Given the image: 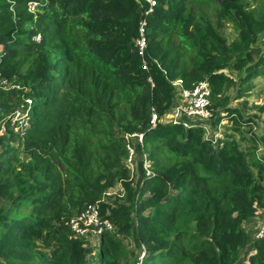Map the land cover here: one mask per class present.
<instances>
[{"label": "trees", "instance_id": "obj_1", "mask_svg": "<svg viewBox=\"0 0 264 264\" xmlns=\"http://www.w3.org/2000/svg\"><path fill=\"white\" fill-rule=\"evenodd\" d=\"M30 1L39 2L34 14ZM193 1L218 5L236 37L227 42L187 0H157L144 68L135 50L137 0H0V76L24 81L33 98L26 134H0V198L8 201L0 207V264H89L93 247L66 222L119 178L129 204L100 205L116 226L98 242L106 264H128L127 240L135 236L145 242L142 264H264V239L250 243L244 227L264 209L258 165L231 142L215 151L200 128L149 127L152 107L160 114L170 107V81L188 89L206 79L213 112L226 108L237 122L238 112L217 96L233 84L219 70L231 64L244 80L264 74V48L252 47L264 18L248 0ZM11 102L0 93V122ZM137 131L155 168L135 199L123 162L129 146L140 149L127 137Z\"/></svg>", "mask_w": 264, "mask_h": 264}, {"label": "rangeland", "instance_id": "obj_2", "mask_svg": "<svg viewBox=\"0 0 264 264\" xmlns=\"http://www.w3.org/2000/svg\"><path fill=\"white\" fill-rule=\"evenodd\" d=\"M210 4V6H202L199 5L198 2H194L193 0H187L188 7L192 8L196 12L203 13L204 16L208 18V20L211 22L214 32H217L220 35L224 36L227 42L232 41L237 35L233 24L230 20H228V18H225L223 16H220V18H218L217 14L219 6L213 2H210ZM248 6L253 9L256 17L264 18V0H248ZM233 12L234 10L232 11V13ZM257 46L261 50L264 48V26H261L259 28L258 36L252 47ZM261 50L259 54L262 53ZM21 56L22 53L19 52L14 62H16ZM255 57H257L256 54ZM231 66L232 65L230 64L226 68L220 69L219 71L225 73L230 80L232 79L231 82L233 84L230 88H226L221 92V94H218L217 96L222 95L228 102L227 107L235 109L238 112L236 113L237 122H234L230 118L226 117V108H215L212 118L209 121L204 122L201 127V139L203 141H209L210 145L215 151H217L226 142L233 143L235 146H237L238 150L242 151V153L246 155V161H249V163L254 162L256 163V165H258L255 168L253 167L252 170L256 175L257 171L260 169L261 174L258 178L260 179V183L264 185V74L258 75L249 80H244L243 77L245 74L243 72L242 74H239L240 71L238 69H233ZM9 85V81L7 79H0V93L6 94L8 101L10 102L14 101L15 98L20 100V93H9V89H5ZM23 85L30 90L29 86L25 84L24 81ZM182 92L183 90L178 85H172V100L169 108L179 105L182 102ZM138 140H140L139 135ZM131 141L134 142L135 140L132 139ZM148 144L149 143L145 144L144 142L143 149L141 148L140 150H136L135 152H132L134 149H132L131 147L132 151L129 152L132 155L125 158L123 162L129 169L128 179L126 181H129V183H131L132 189L136 191L133 195V198L135 199L137 198V190L140 186L139 183L145 177L151 176L155 168L154 160L147 157V150L145 149V146ZM146 157L147 160H145L144 163L140 161L141 158ZM20 158L21 160H28V157L25 155H20ZM142 168L145 173H143ZM122 189L123 186L121 184V179L119 178L115 181L112 187L107 189L111 192H109L110 194L107 195L105 202L110 203L109 205L111 206L114 205L115 201H117V203L128 205L129 203L121 198V194L123 193ZM169 192L175 193V190L171 189L169 190ZM145 196H147V194H145ZM1 206L7 207L8 201L3 202V200L0 198V207ZM148 211L149 209H147L145 213H148ZM106 213H108V209L106 210ZM132 215L134 217V212ZM252 217H254V223L245 228L249 232L253 228L255 230V226H260L264 221V209L260 210L258 214ZM183 219V215L179 216L175 221L176 226L180 225ZM66 224H68L74 231L76 230V232L83 231L80 226L83 227L84 222L79 220V214H75L74 216H72L66 222ZM153 227L156 228V226ZM99 239V237H94V235H89L85 239L89 241L90 246L93 247L92 253L88 254L86 257V260L89 264H106L103 259L97 254ZM166 240L171 241L172 236H169V238ZM127 242L128 245L126 246V250L128 251L129 255L128 264H134L140 253L142 252V247H146L145 242L136 236L132 238L131 241L127 240ZM36 243L49 256V249L45 248L43 244L38 240H36ZM172 264L192 263L188 261H179L173 262Z\"/></svg>", "mask_w": 264, "mask_h": 264}, {"label": "built area", "instance_id": "obj_3", "mask_svg": "<svg viewBox=\"0 0 264 264\" xmlns=\"http://www.w3.org/2000/svg\"><path fill=\"white\" fill-rule=\"evenodd\" d=\"M150 1V0H148ZM154 1H151V5ZM38 3L36 1L28 2V10L34 12L37 9ZM152 8H149L151 11ZM145 23H141L139 36L135 40V48L139 55L143 57V67L147 68V60L144 55L146 53L147 39L145 36ZM38 39V37L36 38ZM174 84L181 86V80H177ZM182 102L179 105L173 107L171 114L169 115L173 122L182 123L186 128L197 127L202 124L203 121L209 120L212 116L211 112V90L207 81L203 80L196 84L192 88H182ZM27 104L31 102L30 99H26ZM26 106V103L24 104ZM23 105V106H24ZM22 107V106H21ZM27 109L25 107L17 108L10 115V127L9 129L14 134L22 135L28 126V120L26 118ZM157 121V115L152 114L151 123L155 124ZM7 131L4 125L0 128V133H5ZM131 147H128V156L130 157ZM134 152V150L132 151ZM109 195V192H106ZM103 200V199H102ZM102 200L90 203L87 205L86 209L79 214V220L84 222L83 227L80 226L83 231H77L76 233L84 235L85 237L99 236L104 230L111 231L113 225L108 219L103 218L100 215V202ZM92 228V229H91ZM254 232H249V240L252 243L255 239H264V221L260 226H255ZM91 229V231H90Z\"/></svg>", "mask_w": 264, "mask_h": 264}, {"label": "clouds", "instance_id": "obj_4", "mask_svg": "<svg viewBox=\"0 0 264 264\" xmlns=\"http://www.w3.org/2000/svg\"><path fill=\"white\" fill-rule=\"evenodd\" d=\"M151 1H154V4H152L151 5ZM31 2V1H30ZM37 2V1H36ZM38 3V5H37V9L34 11V12H31V11H29L28 10V6H27V11L28 12H30V13H36V11L38 10V6H39V2H37ZM137 3H138V5H139V8H140V18H139V26H138V31L140 32V26H141V23H145V25H144V27H145V36H146V39H147V46H148V37H147V35H146V33H147V26H148V16L154 11V9H155V7L157 6V4H158V2H157V0H150V1H148V0H137ZM28 4V3H27ZM145 4H146V6H145ZM152 8V10L151 11H149V8ZM138 36H139V33H138ZM137 36V37H138ZM38 37V39H36ZM136 37V38H137ZM41 40V35L40 34H36L35 36H33V41H35V42H39ZM136 40V39H135ZM146 49H147V47H146ZM135 50H136V48H135ZM146 59V58H145ZM7 79L8 81H9V86L7 87V88H5V89H9V90H13V89H18V90H22L23 92H24V94H22V95H20L21 97H20V102H18L17 104H16V106L14 107L13 106V102L15 101V100H17L16 98L14 99V101H12V104H11V112L9 113V115L8 116H6L5 118H3L2 120H1V122H0V128H1V126L2 125H4L5 127H6V129H7V131H9V132H12L10 129H9V127H10V120H11V118H10V115L14 112V110L15 109H17V108H22V107H25L26 109H27V115H26V118H27V120H28V126H27V128L25 129V131H24V133L22 134V135H19V134H16V135H18L19 137H23L24 136V134H26V132H27V130L29 129V127H30V125H31V123H30V120H29V114H30V108H31V105H32V101H33V98L30 96V95H27L26 93L29 91V89L26 87V86H24V85H22V83H20L15 77H10V78H8V77H5V76H0V79ZM12 79V80H11ZM205 81H207L206 79H205ZM171 82V85H173V86H176V84H174L175 82H177V80H174V81H170ZM209 84V83H208ZM210 86V85H209ZM181 89L182 88H184L183 86L182 87H180ZM210 90H211V87H210ZM26 91V92H25ZM26 99H30L31 100V102L29 103V104H27L28 102H26L25 100ZM26 103V106L24 105ZM211 104H212V94H211ZM24 105V106H23ZM22 106V107H21ZM172 109H173V107H171V108H169L165 113H162V114H160L159 112H157L156 111V109L154 108V107H152V112H151V117H150V121H149V127L150 128H156V126L158 125V124H160V125H167V124H173V125H178V126H181V127H183V129L184 130H187V129H190V128H192V129H194V128H200L201 129V127H202V125L204 124V122H206V121H209L211 118H212V116H213V109L211 108V112H212V116H211V118L209 119V120H206V121H203L202 122V124L200 125V126H197V127H190V128H186L185 126H183V124L182 123H179V122H173L172 121V119L170 118V114H171V111H172ZM156 114L157 115V121H156V123L155 124H152L151 123V118H152V114ZM7 131L5 132V133H7ZM5 133H0V134H5ZM14 134V133H13ZM138 135H139V137H140V140H142V141H140V140H138ZM127 137L130 139V138H132V139H134L135 141L134 142H132L131 140L132 139H130V141H131V143L133 144V146L135 147V144H139L140 145V149L142 148L143 149V147H144V133L143 132H139V131H137V132H135V133H133V134H130V135H128L127 134ZM132 149H134V152L137 150L136 148H133L132 147ZM139 149V150H140ZM138 151V150H137ZM148 157V156H147ZM147 157L146 158H141L140 160H141V162H145V160H147ZM148 174V173H147ZM149 175V174H148ZM106 192H111L110 190H106L105 192H104V195H103V197L100 199V200H102L101 202H100V205H101V203H104L105 201H106V198H107V194H106ZM97 201H99V200H97ZM103 216V215H102ZM103 218H105V217H103ZM105 219H107V218H105ZM112 225H113V229L111 230V231H115L116 230V226L112 223V222H110ZM102 235V234H101ZM101 235H99V236H97V237H99V238H101ZM94 237H96V236H94ZM85 239H86V237H85ZM100 240V239H99ZM90 243V242H89ZM145 254H146V247H142V252L140 253V255H139V257L137 258V260L135 261V263L134 264H142L143 263V260H144V257H145Z\"/></svg>", "mask_w": 264, "mask_h": 264}, {"label": "crops", "instance_id": "obj_5", "mask_svg": "<svg viewBox=\"0 0 264 264\" xmlns=\"http://www.w3.org/2000/svg\"><path fill=\"white\" fill-rule=\"evenodd\" d=\"M253 218L254 217H251L249 218L247 221L244 222V227H248L249 225H252L254 222H253ZM254 228L250 231V232H253Z\"/></svg>", "mask_w": 264, "mask_h": 264}, {"label": "water", "instance_id": "obj_6", "mask_svg": "<svg viewBox=\"0 0 264 264\" xmlns=\"http://www.w3.org/2000/svg\"><path fill=\"white\" fill-rule=\"evenodd\" d=\"M217 1H221V0H217Z\"/></svg>", "mask_w": 264, "mask_h": 264}]
</instances>
